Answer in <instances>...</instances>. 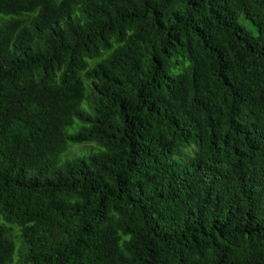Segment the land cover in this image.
<instances>
[{"label":"trees","instance_id":"trees-1","mask_svg":"<svg viewBox=\"0 0 264 264\" xmlns=\"http://www.w3.org/2000/svg\"><path fill=\"white\" fill-rule=\"evenodd\" d=\"M0 264H264V0H0Z\"/></svg>","mask_w":264,"mask_h":264},{"label":"rangeland","instance_id":"rangeland-1","mask_svg":"<svg viewBox=\"0 0 264 264\" xmlns=\"http://www.w3.org/2000/svg\"><path fill=\"white\" fill-rule=\"evenodd\" d=\"M69 131H72V130H69ZM88 152H86V153H84V154H87ZM69 154H70V152L67 154V156L66 157H68L69 156ZM83 155V154H82ZM76 157V156H75Z\"/></svg>","mask_w":264,"mask_h":264}]
</instances>
